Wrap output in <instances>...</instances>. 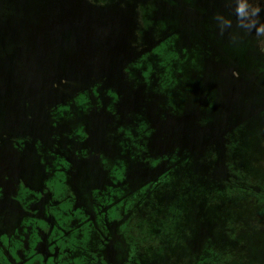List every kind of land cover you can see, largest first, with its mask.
Masks as SVG:
<instances>
[{"label":"rangeland","instance_id":"obj_1","mask_svg":"<svg viewBox=\"0 0 264 264\" xmlns=\"http://www.w3.org/2000/svg\"><path fill=\"white\" fill-rule=\"evenodd\" d=\"M113 1L115 0L110 2ZM152 1V8L155 11L154 17H150L148 20L149 23L140 24L135 10L132 11L135 14L133 25L138 28V21L139 26L143 29L142 32H144L143 39L139 38L134 42L136 32L133 27L124 31L125 27L119 24V21L102 18V16L105 17L102 12L96 14V17H101V24L93 22L89 14L92 13V9H98L91 6L90 1L86 3L85 0H29L24 2L0 0V29L3 31H0V59L10 60V65L17 70L16 76L21 73L20 79L25 87V96L32 106L44 110L43 107H38L40 98L44 99L46 107L56 105L60 98L58 94L62 93L63 95L64 90L70 85L66 86L65 84L58 90L53 87L54 85L52 86L53 81L61 78L65 82H72V80L75 82L80 80L81 73L90 69L94 71L95 76L102 74L94 79L95 82L98 80L102 82L101 85H96L94 93L101 96L109 94L112 106L110 113L107 112L108 114L112 112L120 114L119 110L123 103L129 100L133 102L132 108L143 109L147 106V112L144 115L151 117L148 106L158 100L159 110L163 112L166 120L174 119L180 115L186 122V129L190 128V134L186 137H177V143L182 144L177 157L183 155L181 160L183 163L177 164L167 174L168 183L164 185L166 190L160 193L162 204L157 199L156 206L161 205L156 209L153 206L152 217H149V213L144 209L143 217L140 208H138L135 212L118 217L116 223L112 222L113 219H109L105 214L106 221L103 224L100 219L96 222L93 218H86L83 208H80L79 205L75 208L76 210L79 208L78 211H71L70 207L76 205L67 199L59 206L49 204L40 212L33 209L31 217L28 218L32 220V224L38 227L32 229L34 231L32 238L23 237L22 233L26 230L25 223H22L19 228L12 226L9 231L5 232L8 235L0 232L1 247L16 260L23 257L17 252V247L27 248L35 244L37 242L35 237L38 233L40 235L38 240H42L50 248L42 254L44 264H188V255L193 258L194 253L199 251L198 244L194 241L202 238V226L214 223L215 240L211 243L214 251L217 249L221 255L226 248L230 250L233 244L227 242V238L229 236L238 237L240 241L235 245L237 248H241L239 252L246 253L247 257V253L253 255L252 251L255 249L254 256L259 257L260 262L255 261L254 264H264V253L259 249L260 246H264V236L257 231H252L256 221L264 214V205L257 206L251 204V201L247 202V198L243 196L242 192L221 191L219 196L211 193L213 182L210 180L209 174L204 180L202 172L206 174L213 170L210 161H213L214 157L210 150L202 151V133H198L202 127L213 126V123L217 122L211 118V115L202 121L207 115L202 114V105L199 100L203 105H214L216 109L221 105L215 104L218 101L235 102L241 106L239 110L228 115L232 119L247 117L235 131L239 132V135L233 137L235 147L230 150V170L234 172L237 170L238 175L245 176L247 180L255 181L257 178L260 180L256 182L258 184L264 182L262 179L264 176L262 171L264 170V153L252 151L251 148L254 147V144L250 143L246 137V133L250 132L253 135L252 139L256 140V145L264 147V78L258 74V69L264 67V56L258 55L260 61L257 65L261 67L258 69H254L247 61L237 57L238 50L245 56L252 50L254 41L253 39L246 40L247 34H253L261 24H244L245 19L238 14V8L232 6V11L230 7L225 8L224 13L219 10L220 19L218 20L214 14L217 11L216 7L209 1L204 6V0H200L203 2L202 10L201 7L198 9L200 2L195 4L190 0L188 2L185 0ZM32 3L37 5V10L30 13L28 8H31ZM161 3L166 4L169 8ZM219 5L220 3H217V6ZM152 8L148 10V13L141 14V18L145 19V16L148 17L149 14H152ZM50 14L52 15L50 17L57 19L48 18L46 24L44 17H48ZM116 15H119V9L113 8L112 16ZM210 15L211 19H207L206 22L203 17H210ZM239 19L243 22H239ZM104 20L109 24V29L105 31L101 30ZM239 30L245 35V39L233 44L232 34ZM173 33L174 36L179 35L175 39V50L186 48L188 63L190 60L186 71L179 69L175 73L173 70L174 77L177 75L174 79L177 83L182 81L184 84L188 80L192 81L188 87L180 88L177 97L172 89L168 93L159 82L157 85L151 86L149 75L142 74L143 80L139 75L130 76L127 74L126 76L125 72L128 68L124 66L127 58L135 57V48H140L141 45L144 48L146 44L155 39L168 44ZM263 33L264 31L259 35L257 32L255 33L259 37V43H261ZM5 35L13 37L22 49H17L15 40H10L9 37L7 40ZM198 39L201 40L200 43ZM55 46L58 48L56 51ZM21 51L22 54L16 60L17 54ZM201 55L202 72L199 69ZM22 66L27 68L25 73V69L20 68ZM215 70L220 72L224 70L221 77L223 84L216 79ZM231 70L235 71V76H232ZM200 73H202V77ZM226 81L229 84H225ZM74 91L72 90V92ZM185 99L189 104L185 102L184 105H180L179 103L183 104ZM102 106L100 103L99 108ZM68 111L72 115L73 121L83 119L86 113L76 104H70ZM215 111L214 109L212 112ZM107 113L93 112L89 116L88 124L94 133L98 132L99 128L108 121ZM5 115V105L0 103V132L4 129ZM45 119L50 118L48 116ZM113 122L109 126L110 129H114ZM168 123V121L162 120L161 122L160 120V125ZM176 124L182 129V122H176ZM54 128L63 130L61 124H54ZM73 129L75 128H71V130ZM139 129L138 144L153 148L155 151L162 149L161 147L165 143L162 135L171 137L174 134L172 131L178 130L175 128L170 131L171 128L167 127L166 130L160 129V134L155 132L154 136L144 125ZM84 131L86 135L90 136L88 129L84 128ZM148 135L152 136V142L151 138H146ZM215 136L213 135V137ZM86 140V137L79 138L77 144L83 146ZM61 142L62 144L71 143L68 138H62ZM173 145L174 141L171 147ZM218 150H221V146ZM6 151L5 145L0 144V221L1 216L7 212V208L13 205L12 200L21 195L18 187L19 178L15 174L17 163L10 160ZM54 151H57L56 147ZM149 153L144 152V154ZM202 162H205L207 168L206 165L202 167ZM251 163L254 168H257L256 172H254L255 169H248ZM89 167L93 171L91 175H94L95 165L91 163ZM222 169L223 166L219 165L215 173ZM135 171L131 170V175H144L140 173L141 169ZM258 171L260 176H257ZM106 188L108 189V187ZM205 188H207V194L204 198L202 192ZM214 190H216L215 187ZM38 194L39 192L31 195L37 198ZM45 195L49 194L45 193ZM52 196L54 194L49 197ZM204 203L206 206L205 215L202 212ZM95 208V211L100 209L99 207ZM147 209L148 211L152 210L151 207ZM173 209L177 213V223L169 222L171 225L169 228H167V224L162 226L164 217L161 215H167V212L171 213L170 211ZM157 211H159L160 217L157 222L153 223V226L156 227L155 231L144 234L141 232L142 230L135 231L136 228H140L138 226L140 222L144 221L146 224L149 219L153 222ZM97 214L99 215V213ZM169 221L172 220L169 219ZM260 222L264 224V219H261ZM9 223L12 222L6 218L3 225L7 224L8 226H5V230L9 228ZM184 225L190 228L191 232L189 238L191 250L188 255L183 247L186 238L182 233ZM120 227H124L125 231L129 227L133 229L132 233L128 232L129 234L125 238L126 242L123 243L124 246H120L116 242L115 246L108 247L100 240L102 237H120L121 233L118 232ZM241 228L245 230H239ZM246 229L252 232H248ZM219 235L223 237L221 241ZM50 237L57 238V242L48 244ZM243 247L247 249L242 251ZM231 262L229 261L228 264H252L249 256L247 260L242 259L240 253L235 254V259ZM195 263L202 264V258L200 262L197 260ZM5 264H8V261Z\"/></svg>","mask_w":264,"mask_h":264},{"label":"flooded vegetation","instance_id":"obj_2","mask_svg":"<svg viewBox=\"0 0 264 264\" xmlns=\"http://www.w3.org/2000/svg\"><path fill=\"white\" fill-rule=\"evenodd\" d=\"M85 1L86 3L90 1L92 3L91 6L98 9H92V13L90 12L89 14L93 22L101 24L102 19L101 17H96V14L102 12V14L105 15V17L102 16V18H105V20L109 18L110 21H119V24L124 25V31L130 30L131 27H133L136 32V39L134 42L138 41L139 38L143 39L144 32H142L143 29L139 26V23H149L148 20H150V17H154L155 10L152 8V0H115L113 2H110L111 0ZM185 1L188 2L189 0ZM190 1L195 4L200 2L198 9L201 7L202 10V1ZM207 1L214 3L217 10L214 14L217 16L216 18L218 20L220 19L219 10H222L221 12L224 13L225 8H231L232 6L243 9V11H238V14L245 19V22L240 19L239 22L248 25H258V23L264 25V0H204V6ZM217 3H220V5L217 6ZM163 5L167 6L166 4ZM113 8L119 9L118 16H112ZM150 8H152V14L142 19L141 14L144 12L148 13ZM167 8L169 7L167 6ZM34 9L37 10V6L34 7ZM63 9L66 10L64 7ZM133 9L139 21V23L137 21L138 28H135L133 25L135 21L133 20L135 18V14L132 13ZM206 17L207 16L203 17L206 22L207 19H211V15L210 17ZM47 19L48 17L45 16V23L48 22ZM51 19L56 20L57 18ZM105 20L101 26V30L104 31L109 29V24H107ZM256 32L257 31H254L253 34H247L246 38V40L253 39L254 43L252 45V50L248 52L246 56L239 50L237 54L238 58L247 61L254 69L261 68L257 65L260 61L258 55L264 56V33L261 37V43H259V37L256 36ZM197 35L201 37L199 34ZM5 37L8 38L7 35H5ZM177 37H179V35L174 36L173 33L170 38V43L168 44H166L165 41L160 42L155 39L146 44L144 48L141 47L142 45L140 48H135V57L125 60L124 66L128 68L125 75H139L141 80H143L142 74L149 75L151 86L157 85L159 82L168 93L170 89H172L177 97L182 86L186 88L192 84L190 80H188L187 83L184 81L185 84L182 81L177 83L175 80L177 75L175 77L173 75V72L175 71V73H177L179 69H184L186 71L190 63V60L189 63L187 60L188 51L186 48L182 47L178 51L174 48L175 39ZM244 37L245 35L240 30L232 34L233 44L244 40ZM198 41L199 43L201 42L200 39H198ZM21 54L22 52L18 54L16 60ZM9 61L10 60L0 59V103L5 105L6 108L3 124L4 129L0 132V144L5 145L10 160L17 163L15 174L19 178L18 187L21 195L17 199L12 200V209L11 206H9L10 208H7V212L1 216L0 232H4L5 234L12 226L14 228H19L22 223H25L26 230H24L22 234L24 238L30 239L34 234L32 229L34 230V228L38 227L32 224V220L28 218L31 217L33 209H36V212H40L41 209L47 207L49 204L59 206V204H63L66 199L68 201H73L76 205L70 207L71 211L74 212L77 205H79L80 208H83V214L86 218H93L96 222L100 219L103 224L106 221L105 214L108 215L109 219H113L112 222L116 223L118 217L125 216L133 211L135 212L138 208H140L141 212L143 209L146 210L149 213L148 216L152 217L154 210L153 206H155L156 209L162 204L160 193L166 190V186L164 185L168 183L167 174L177 164L183 163L181 161L183 155L177 157V153L180 151L182 145L177 143V137H186L190 134V128L189 130L186 129L185 120L182 119L180 115L174 117V119L166 120L167 118L164 116L163 112L159 110L158 100L152 102L148 106L151 117L144 115V113L147 112V106L143 109L132 108L133 102L129 100L123 103L119 110L120 114H117V112L108 114L107 112L110 111L112 106V99L109 98V94L103 96L95 95L94 88L97 84L101 85L102 82L101 80L95 82L94 79L100 77L102 74L95 76L94 71L90 69L81 73L80 80H76L75 82L73 80L72 82H65L61 78L53 81L52 86L54 85L53 87L58 90L65 84L66 86H70H68L66 90L63 89V95L61 92V94H58L60 98H58L56 105L46 107L44 99H38V107H43L44 110L38 109L28 102L25 96V87L20 79L21 73L19 76H16L17 70L10 65ZM200 62L199 69L202 72V55ZM20 68L25 69L24 73L27 71L26 66ZM258 70L259 76L264 78V67ZM223 71L224 70L221 72L218 70L214 71L217 76L216 79L221 83ZM231 73L232 76H235V71ZM200 74L202 77V73ZM158 79H160L161 82L158 81ZM169 79L171 80L170 82ZM225 84H229L228 81H226ZM72 90L75 91L72 92ZM185 102L188 103L185 99L183 104H179L184 105ZM100 103L103 105L102 108H99ZM199 103L202 105V114L207 115L202 121L206 120L209 115L217 121L215 124L213 123V126L202 127V130L198 132L199 134L202 133V151L210 150L214 157V160L210 161L213 170L206 174L202 172L204 180L207 179L208 174L210 175L209 178L214 185L211 193H213V195L215 194V196L216 194L219 196V192L221 191L242 192L244 193L243 196L247 198V202L251 201V204H256L257 206L264 205V182L258 184L256 182L260 180L257 178L255 181L247 180L245 176L238 175L239 172L237 170L236 172L230 170V150H233L235 147L233 137L239 135V132L236 133L235 131L247 117L244 116L242 118L237 117L232 119L228 117V115L239 110L241 106L235 102L226 103L224 101H218L215 104L221 105L216 109L214 105H203L200 100ZM70 104H76L77 107L86 111L83 119L73 121V117L68 111V106ZM209 109H212V111L215 109L216 111L212 112L209 111ZM93 112H106L109 116L108 121L100 127L99 131L96 133H94L88 124L89 116ZM48 116L50 119L46 120L45 117ZM160 120L161 122L163 120L169 123L160 125ZM111 122H113L114 129L109 128ZM176 122H182V129L179 128ZM54 124H61L63 130L55 129ZM142 125L146 126L154 136L155 132L160 134V129L166 130L167 127L171 128L170 131L175 128H178V130L172 131L174 134L172 133L173 135H171V137L162 135L165 139V143L161 147L162 149H157L155 151L153 148L138 144L137 137L140 131L139 128ZM71 128L75 129L71 130ZM84 128L88 129L90 136H88V134L86 135ZM213 135L216 136L213 137ZM82 137H86L87 140L83 146H80L77 143L78 139ZM246 137L250 143L254 144V147L251 148L252 151L264 153V147L256 145V140L252 139L253 135L250 132L246 133ZM62 138H68L71 143L62 144ZM146 138H151L152 142L151 135L146 136ZM173 141L174 145L171 147ZM220 146L221 150H218ZM55 147L57 151H54ZM144 152H150L151 154H144ZM91 163L95 165L94 175H91V172H93L89 167ZM204 165H206L205 162H202V167ZM219 165L223 166V169L215 173ZM137 169H141L140 173L144 175H131V170L137 171ZM248 169H255L254 172L257 171L253 163L249 165ZM262 171L264 174V170ZM258 174L259 171L257 172V176H260ZM262 179H264V176H262ZM106 187H108V189ZM214 187L216 190H214ZM37 192H39L37 198L31 195ZM45 193L49 195H45ZM53 194L55 197H49ZM206 194L207 188L203 190L202 196L205 198ZM157 199H161V204L156 206V202H158ZM95 207H99L100 209L95 211ZM149 207H151V211H148L147 208ZM78 210L79 208H77L76 211ZM205 210L206 206L204 203L202 206L204 215L206 214V212H204ZM158 212L159 211L155 214V217L153 216V222L151 219H149L146 224H144V221L140 222L138 225L140 228H136L135 231L137 229L142 230L141 232L143 234L155 231L156 227L153 226V223L157 222L160 217ZM170 212L171 213L167 212V215H161L164 217V224H162V226L167 224V228L171 227L169 222L172 224L177 223V213L174 209ZM97 213H99V215ZM142 216L144 217L143 212ZM263 217L264 214L256 221L252 231H257L264 236V224L260 222L261 219H264ZM6 218L9 222H12L9 223V228L7 230H5V226L8 225H3ZM169 219L172 221H169ZM213 224L207 223L202 226V238L194 241V243L198 244L199 251L194 253L195 256L193 258H190L188 255L191 250L189 241L191 236L190 228L186 225L182 226V233L186 237L183 242V247L188 255V264H196L195 261L199 260L200 262L201 258L202 264H221V261L222 264H228L229 261L233 262L235 254L238 255V253L241 254L242 259L247 260L249 256L252 264H254L255 261L260 262L259 257L254 256L256 252L255 249L252 251L253 255L252 253V256L247 253V257L245 255L246 253L239 252L241 248L239 249L235 245L236 242L240 241L238 237L229 236L227 238V242L233 244L230 250L226 248L222 251L221 255L217 249L214 251L211 245L212 241L215 240V226H213ZM120 228H118V232L121 233L120 237H102L100 240L108 247L115 246L116 242L118 245L124 246L123 243L126 242L125 238L127 234H129L128 232L132 233L133 229L129 227L128 230L125 231L126 229H124V227ZM174 230L176 229L174 228ZM239 230L245 229L241 228ZM246 231L252 232L248 229H246ZM39 237L40 235L37 233V237H35L37 238V242L27 248L17 247V252L23 256L20 257L19 260L11 257L8 251L0 245V264H5L6 261H8V264H44L42 254L46 253L50 248H48L42 240H38ZM222 239L223 237L219 235V240L221 241ZM232 239L234 242H231L233 241ZM57 240V238L50 237V239H48V244L56 243ZM246 249L247 248L244 249L243 247L242 251ZM259 249L264 253V246H260Z\"/></svg>","mask_w":264,"mask_h":264},{"label":"water","instance_id":"obj_3","mask_svg":"<svg viewBox=\"0 0 264 264\" xmlns=\"http://www.w3.org/2000/svg\"><path fill=\"white\" fill-rule=\"evenodd\" d=\"M21 2H24L25 0H20ZM37 5L34 3H32V6H31V8H28L30 11H28V12H30V13H32L35 9H34V7H36ZM50 16H52L51 14L48 16V18H54V17H50ZM48 23V22H47ZM46 23V24H47ZM9 27V26H8ZM0 31H2V29H0ZM3 32V31H2ZM8 37L10 38V40L11 39H13V40H15L13 37H11L10 35H8ZM7 40H8V38H7ZM9 40V41H10ZM15 43H16V45H17V49L18 48H21L22 49V47L21 46H19V43L15 40ZM56 49L58 50V48H57V46H55V51H56ZM22 52V51H21ZM18 55V54H17ZM54 56H55V54H54Z\"/></svg>","mask_w":264,"mask_h":264},{"label":"clouds","instance_id":"obj_4","mask_svg":"<svg viewBox=\"0 0 264 264\" xmlns=\"http://www.w3.org/2000/svg\"><path fill=\"white\" fill-rule=\"evenodd\" d=\"M238 11H243V9L238 8ZM262 31H264V25H261L259 28H257V35H259Z\"/></svg>","mask_w":264,"mask_h":264}]
</instances>
